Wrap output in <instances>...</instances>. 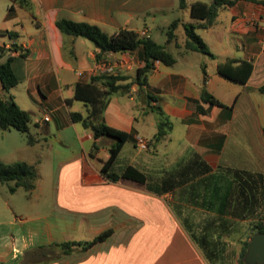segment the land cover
<instances>
[{"label":"crops","instance_id":"obj_1","mask_svg":"<svg viewBox=\"0 0 264 264\" xmlns=\"http://www.w3.org/2000/svg\"><path fill=\"white\" fill-rule=\"evenodd\" d=\"M172 4L0 0V61L14 58L23 88L18 97L12 89L19 83L10 90L0 83V97L13 99L34 123L41 120L31 129L39 141L30 146L51 158L56 176L53 198L46 200L38 170L42 161H31L37 179L30 197L20 205L0 204V264H239L245 242L264 225V0H235L219 8L210 25L196 28L213 57L185 49L186 37L178 43L181 19L171 42L152 38L148 17L154 21ZM59 17L96 24L108 34L134 30L166 45L176 58L172 66L155 61L142 89L132 83L107 100L105 123L128 133L111 166L117 181L101 173L113 139L94 138L70 112L86 113L82 101L85 111L78 109L75 87L93 75L109 72L126 77L122 84L132 82L144 65L143 49L109 52L97 62L93 43L63 35ZM228 60L251 64L244 82L219 74L218 65ZM203 87L222 105L203 101ZM163 122V135L156 138ZM138 136L146 140L145 149L138 147ZM94 144L99 149L92 158ZM128 167L143 180L124 177ZM134 196L162 205L169 223L159 217L133 228ZM109 229L110 237L85 250L61 255L54 247L26 257L29 251L91 240Z\"/></svg>","mask_w":264,"mask_h":264},{"label":"trees","instance_id":"obj_2","mask_svg":"<svg viewBox=\"0 0 264 264\" xmlns=\"http://www.w3.org/2000/svg\"><path fill=\"white\" fill-rule=\"evenodd\" d=\"M256 1V0H251ZM235 0H212V6L203 1H195L187 5L185 0H180V8L189 7L191 17L196 20V23L183 24L186 42L185 49L196 51L202 54H207L211 57L214 55L209 50L207 44L196 33V28L210 25L218 14V9L224 6L232 5ZM201 21H206L202 23ZM180 20H174L166 32L167 43L175 38V30L178 27ZM56 25L63 35L72 37H82L93 43L95 48V57L97 62H102L106 53L109 52H127L133 51L138 47L143 49V67L138 69L136 78L127 84H122L127 78L120 75H114L109 72H102L93 75L88 82L78 83L75 87L76 99L82 101L87 107L86 113L77 111L70 112V117L73 122L81 124L83 128L92 132L94 138L108 137L113 139V143L109 148V157L102 162L101 173L104 177L112 181H117L120 176L111 172V166L119 154L123 144L128 139V133L125 131L113 128L105 123L103 112L107 104L108 98L120 91L129 89L132 83H136L140 89L147 84V76L154 68V62L159 61L166 66H172L176 62L175 56L168 50L164 44L155 42L150 37H141L136 31L131 29H119L114 33L108 34L103 31L98 25L87 22H78L67 18H57ZM14 58L9 56L5 61H0V83L6 90H10L19 83V79L15 74L12 63ZM236 61L228 60L218 65V72L231 80L244 82L252 70L250 63L241 61L234 65ZM205 72V71H204ZM264 91V87L261 88ZM151 99L155 97L151 96ZM201 99L211 104L222 105L213 95H211L203 87ZM199 112H204L200 106L197 107ZM151 111L161 113L160 108H151ZM166 123H160L159 131L156 138L163 135L162 131ZM37 127L33 122L31 114L21 109L13 99L3 100L0 97V129L8 131L15 129L23 134H26L27 143L34 145L39 140L37 134L31 132L32 128ZM99 147L94 144L90 156L94 158ZM131 177L137 181L143 180V175L133 167H128L123 175ZM37 179L36 169L33 165L25 161H16L11 164H5L0 160V182H15V185L10 188L12 192L17 188H23L26 191H32L35 188ZM112 230H106L91 240L86 241H66L59 244H53L46 247H41L37 250H32L26 253V257H37L43 254L45 249H53L59 247L61 255L69 254L75 250H85L99 242L106 240L111 236ZM264 225L260 223L255 233H263ZM250 241L245 242L242 253L239 257V264H246L244 256L247 252Z\"/></svg>","mask_w":264,"mask_h":264},{"label":"rangeland","instance_id":"obj_3","mask_svg":"<svg viewBox=\"0 0 264 264\" xmlns=\"http://www.w3.org/2000/svg\"><path fill=\"white\" fill-rule=\"evenodd\" d=\"M187 5L195 1H203L212 6V0H185ZM151 13H155L154 9L150 10ZM151 15V14H150ZM177 19H181V21L185 24L191 23L192 19L189 14L188 8H180V0H173V4L167 9H165V13L156 14L154 17V21L148 17L147 22L151 29V36L159 43H163L167 39L166 32L170 24ZM178 43H182L186 37L184 26L180 25V27L176 30ZM171 49L176 51V47L174 44L171 45ZM14 94L18 97L21 93H23V88L19 83L14 89H12ZM79 108L82 111H85V108L82 107L83 103L80 101ZM23 107V106H22ZM41 160V164L38 168L40 171V177L42 179V183L45 184V195L42 196L46 200H50L53 198V190L55 186V174L52 173L51 167V158L46 155L43 150L38 146H30L27 143L26 134L21 133L15 129H11L8 131H3L0 129V160L5 164H11L16 161H26L30 163L34 160ZM15 185V182H0V204L5 201H10L11 204L20 205L30 197V192L26 191L23 188H17L15 192H12L10 188ZM55 193V192H54ZM34 198H37L36 196ZM139 198V199H137ZM133 207H132V215H133V228L139 226L141 221H144L148 225L154 224L156 218L164 219V222H168L166 209L155 202H151V200L142 199L140 197L134 196ZM169 223V222H168ZM136 229V228H135ZM139 235L133 238V252H136L135 245L139 243ZM171 242V240H169ZM151 241H148V245L151 244ZM138 248V247H137ZM153 253H150L152 258ZM135 258L138 260L139 255L134 254Z\"/></svg>","mask_w":264,"mask_h":264},{"label":"water","instance_id":"obj_4","mask_svg":"<svg viewBox=\"0 0 264 264\" xmlns=\"http://www.w3.org/2000/svg\"><path fill=\"white\" fill-rule=\"evenodd\" d=\"M246 264H264V232L252 236L244 256Z\"/></svg>","mask_w":264,"mask_h":264},{"label":"built area","instance_id":"obj_5","mask_svg":"<svg viewBox=\"0 0 264 264\" xmlns=\"http://www.w3.org/2000/svg\"><path fill=\"white\" fill-rule=\"evenodd\" d=\"M141 34L144 35L145 33L142 32ZM48 120H49V117H47V116L43 118V121H48ZM36 123L37 124L41 123V120L37 119ZM136 141H137V145H138L139 148L145 149L147 147V142H146V140L143 137L138 136Z\"/></svg>","mask_w":264,"mask_h":264}]
</instances>
